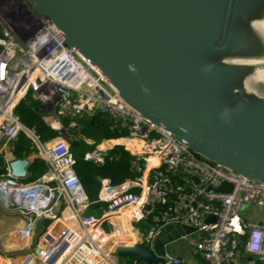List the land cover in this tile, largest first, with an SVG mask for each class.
<instances>
[{
	"label": "built area",
	"instance_id": "obj_1",
	"mask_svg": "<svg viewBox=\"0 0 264 264\" xmlns=\"http://www.w3.org/2000/svg\"><path fill=\"white\" fill-rule=\"evenodd\" d=\"M27 93L39 101L42 121L56 132L54 136L42 140L15 113ZM80 115L112 120L118 145L131 156L135 172L118 183L100 179L98 216L87 212L90 201L74 169L68 129L75 121L64 123L65 117ZM20 133L29 138L47 170L35 182L12 186L6 183L7 163L0 174V205L24 218L20 232L25 235L37 222L49 223L32 252L16 263L0 254V264H119L116 246L141 242L152 249L160 227L168 223L195 229L181 239L190 241L189 235H196L189 252L200 264H236L238 252L244 255L241 264H264V237L257 251L246 250L252 232L264 233V224L250 223L242 215L246 206L264 207V182L212 162L178 142L122 101L117 90L26 0H0V150L11 152ZM107 151L95 146L84 152L83 160L100 164ZM223 181L231 184L229 193L214 190ZM65 211L71 218L66 224L62 221ZM112 214L124 216L127 226L117 227L109 244L113 236L103 224ZM207 216L214 220L205 222ZM148 218V230L134 227ZM57 225L60 228L55 231ZM61 238L63 249L48 263L46 258ZM161 257L163 261L155 264H183L167 247ZM129 264L145 262L134 257Z\"/></svg>",
	"mask_w": 264,
	"mask_h": 264
},
{
	"label": "water",
	"instance_id": "obj_2",
	"mask_svg": "<svg viewBox=\"0 0 264 264\" xmlns=\"http://www.w3.org/2000/svg\"><path fill=\"white\" fill-rule=\"evenodd\" d=\"M26 1L128 106L200 156L264 182V100L226 99L239 69L208 59L216 52L243 50L233 21L257 0ZM224 109L227 119L221 116ZM29 163L26 157L11 159L6 183L19 185ZM231 189L223 181L214 190ZM194 231L168 223L160 227L152 249L137 242L114 251L155 264L163 261L167 245ZM63 247L61 238L46 261L56 259Z\"/></svg>",
	"mask_w": 264,
	"mask_h": 264
},
{
	"label": "trees",
	"instance_id": "obj_3",
	"mask_svg": "<svg viewBox=\"0 0 264 264\" xmlns=\"http://www.w3.org/2000/svg\"><path fill=\"white\" fill-rule=\"evenodd\" d=\"M14 111L19 116L21 122L27 127L34 128L42 140L56 134L55 131L43 123L41 118L43 109L39 101L34 99L30 93H27L18 102ZM69 120L75 121V126L70 127L68 131L71 135L72 141L70 145L75 159L74 169L90 201L87 212L99 214L101 212V206L96 201V198L100 187V179L109 178L113 183H118L128 177H133L135 172L131 167L132 158L121 146H114L104 155V161L102 163L94 164L84 161V152L93 148L102 139L116 138L119 134L114 128L112 120L106 116H67L64 118V123L67 125ZM89 139L92 140V143L88 142ZM31 149L29 138L24 133H20L13 146V155L18 158H23L27 156V152L31 151ZM46 168L47 165L43 160L37 157L33 158L27 167V174L24 181L35 180ZM149 221L151 220L148 218L147 222Z\"/></svg>",
	"mask_w": 264,
	"mask_h": 264
},
{
	"label": "bare ground",
	"instance_id": "obj_4",
	"mask_svg": "<svg viewBox=\"0 0 264 264\" xmlns=\"http://www.w3.org/2000/svg\"><path fill=\"white\" fill-rule=\"evenodd\" d=\"M233 25L240 31L245 46L241 52L221 51L211 54L209 60L226 63L239 69V73L230 83V91L224 97L232 102L256 98L259 94L242 88V80L251 73L254 79L264 81V0H257L245 15L235 19ZM255 96V97H254ZM64 212L62 221H71L70 214Z\"/></svg>",
	"mask_w": 264,
	"mask_h": 264
},
{
	"label": "rangeland",
	"instance_id": "obj_5",
	"mask_svg": "<svg viewBox=\"0 0 264 264\" xmlns=\"http://www.w3.org/2000/svg\"><path fill=\"white\" fill-rule=\"evenodd\" d=\"M242 88L246 91L248 89L252 90L251 92H255L256 94L258 93L259 96L258 98L264 100V81L254 79L251 75H247L245 78L242 80ZM248 91V90H247ZM227 103L231 106H236V103ZM9 156V155H8ZM75 162V159H74ZM93 215L98 216L99 214H96L92 212ZM49 221H44L42 226L40 225L39 222H37L32 231L28 234L25 235L22 232H20V229L23 226L24 223V218L18 214L14 213L11 211H5L3 207L0 205V252L4 254L5 256H8L11 258L12 262H18L22 256H24L28 252H32L36 242L39 241L42 236L46 233V225L48 224ZM151 222L147 223H136L134 224V227L137 229L140 228V230H148L150 227ZM43 228V229H42ZM60 226L57 225L56 230H59ZM103 228L107 233H111L110 235L113 236L114 233H116V227L112 225V223H104ZM196 235L191 234L189 235L188 239L192 241L195 239ZM115 240V237L110 240L109 244L113 243ZM186 239H181V250H188L191 248L192 242H190ZM24 242V247L23 246ZM9 244V245H7ZM7 245V246H6ZM114 256L117 259V262L119 264H129L131 260L134 257H125L121 258L114 253ZM132 258V259H131ZM192 264H200V262L196 259L192 260Z\"/></svg>",
	"mask_w": 264,
	"mask_h": 264
},
{
	"label": "crops",
	"instance_id": "obj_6",
	"mask_svg": "<svg viewBox=\"0 0 264 264\" xmlns=\"http://www.w3.org/2000/svg\"><path fill=\"white\" fill-rule=\"evenodd\" d=\"M105 139H110V140H105ZM102 139L99 143H97L95 146H98L100 149H102L103 151H105L106 149H108V151L113 148L114 146H119V140L118 138H105ZM89 143H92V140L89 139L88 140ZM15 145V144H14ZM13 145V146H14ZM94 146V147H95ZM93 147V148H94ZM111 147V148H110ZM32 148V147H31ZM110 148V149H109ZM92 149V148H91ZM90 149V150H91ZM89 151V150H88ZM107 151V152H108ZM9 155V156H8ZM39 158L41 160H43L38 154H35V150L32 148L31 151L27 152V156L26 158L29 159V161L31 162V160L33 158ZM13 158H16L13 155V148L11 150V152H4L2 150H0V174L4 173V167L5 165ZM44 161V160H43ZM45 162V161H44ZM30 164V163H29ZM47 170V168H46ZM46 170L39 176L36 177L35 180L33 181H24V179L19 180V184H28L30 182H35L38 179H40L44 173L46 172ZM26 177V176H25ZM3 209H5L3 207ZM7 209H5L6 211ZM8 211V210H7ZM242 215L243 218L250 222V223H261L264 224V207L262 206H256V205H251V206H246L243 208L242 210ZM109 219L107 220L106 223H112L113 226H115L116 228L119 227L121 229H123L122 227H126L127 223H126V219L124 216L122 215H117V214H112L111 216L108 217ZM42 243V241H41ZM9 245V244H7ZM6 245V246H7ZM167 248L174 252L176 255H178L182 260H183V264H192V260L194 259L191 255L190 252L187 250H181V238L170 243L169 245H167ZM1 255L5 256L4 254H2L0 252ZM8 257V256H5ZM10 258V257H8ZM23 258V256L20 258V260ZM244 258V255L241 252H238V254L236 255V264H241V260ZM11 259V258H10ZM19 260V261H20ZM18 261V262H19Z\"/></svg>",
	"mask_w": 264,
	"mask_h": 264
},
{
	"label": "clouds",
	"instance_id": "obj_7",
	"mask_svg": "<svg viewBox=\"0 0 264 264\" xmlns=\"http://www.w3.org/2000/svg\"><path fill=\"white\" fill-rule=\"evenodd\" d=\"M210 69H211V65L207 66L205 68V71H209ZM228 111H229L228 109L223 110V112L221 113L222 118L227 119ZM262 237H264V233L260 231H253L251 234L250 241L247 244L246 250L248 252L257 251L260 247V241Z\"/></svg>",
	"mask_w": 264,
	"mask_h": 264
}]
</instances>
